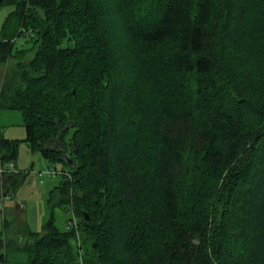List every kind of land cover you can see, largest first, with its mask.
<instances>
[{"label":"trees","instance_id":"1","mask_svg":"<svg viewBox=\"0 0 264 264\" xmlns=\"http://www.w3.org/2000/svg\"><path fill=\"white\" fill-rule=\"evenodd\" d=\"M4 5L0 57L36 37L0 103L67 173L41 230H0V264H264V0ZM17 146L0 134V162Z\"/></svg>","mask_w":264,"mask_h":264},{"label":"rangeland","instance_id":"2","mask_svg":"<svg viewBox=\"0 0 264 264\" xmlns=\"http://www.w3.org/2000/svg\"><path fill=\"white\" fill-rule=\"evenodd\" d=\"M12 8V5L0 6V28L6 13ZM33 34V30L28 28L27 33L13 39L14 45L11 47V52L3 58L0 57V88L9 81L17 80L19 64H25L33 56L35 50L32 42L36 37ZM0 134L18 141L15 158L18 173L16 183L12 185L9 196L1 194L4 190L2 182L6 174L0 175V230H3L15 242L23 241L21 244H24L26 236L21 235L24 229L41 230L43 220L50 213L49 191L59 182L61 175L57 174L55 177L39 175L40 170L46 169L49 164L54 162L48 155L32 149L25 139L26 128L20 110L0 103ZM55 161L59 168L61 163ZM3 186L5 187L4 184ZM53 211L55 223L64 228L70 211L64 206H54ZM4 218L8 222L5 228L3 226ZM82 234L83 232L80 231V236ZM83 244L87 246L89 243L86 241ZM8 255L12 261L16 260V263L22 261L23 258V252L12 251ZM81 256L82 264H96L89 259L85 251Z\"/></svg>","mask_w":264,"mask_h":264},{"label":"built area","instance_id":"3","mask_svg":"<svg viewBox=\"0 0 264 264\" xmlns=\"http://www.w3.org/2000/svg\"><path fill=\"white\" fill-rule=\"evenodd\" d=\"M15 170L16 168H15L14 160L10 159L5 163L0 162V175L7 174ZM60 173H67V172L66 170L59 169L52 165H48L46 169L39 171V175H46L50 177H53L56 174H60ZM40 180L42 181L43 179L41 178Z\"/></svg>","mask_w":264,"mask_h":264},{"label":"crops","instance_id":"4","mask_svg":"<svg viewBox=\"0 0 264 264\" xmlns=\"http://www.w3.org/2000/svg\"><path fill=\"white\" fill-rule=\"evenodd\" d=\"M14 164H15V168H16V170H17V167H16V160H14ZM8 174H9V173H8ZM8 174H6V177H7V178L5 177L4 180H3V182H2V183L5 185V187H4L3 184H2V189H4V190L1 189L2 192L0 191L2 195H4L5 192L9 193V195L11 194V193H10V192H11V189L6 185V182H8V179H9V177L11 176V174H9V175H8ZM7 175H8V176H7ZM6 186H7V187H6ZM9 195H7V196H9Z\"/></svg>","mask_w":264,"mask_h":264},{"label":"water","instance_id":"5","mask_svg":"<svg viewBox=\"0 0 264 264\" xmlns=\"http://www.w3.org/2000/svg\"><path fill=\"white\" fill-rule=\"evenodd\" d=\"M57 138H60V135H59V134L57 135L56 138H53V140H55V139H57ZM62 156H63V158H65L69 163H72V162H73L72 158H71L66 152H63V153H62ZM7 195H9V193L5 192V193H4V196H7ZM84 214H85V218H88V214H87L86 212H84Z\"/></svg>","mask_w":264,"mask_h":264}]
</instances>
